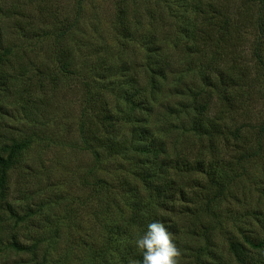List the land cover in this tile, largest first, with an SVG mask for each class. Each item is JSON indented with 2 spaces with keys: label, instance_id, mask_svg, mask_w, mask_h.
Listing matches in <instances>:
<instances>
[{
  "label": "rangeland",
  "instance_id": "1",
  "mask_svg": "<svg viewBox=\"0 0 264 264\" xmlns=\"http://www.w3.org/2000/svg\"><path fill=\"white\" fill-rule=\"evenodd\" d=\"M201 1L252 18L240 55L196 50L200 0H0V264H142L154 220L180 264H264V1Z\"/></svg>",
  "mask_w": 264,
  "mask_h": 264
},
{
  "label": "trees",
  "instance_id": "2",
  "mask_svg": "<svg viewBox=\"0 0 264 264\" xmlns=\"http://www.w3.org/2000/svg\"><path fill=\"white\" fill-rule=\"evenodd\" d=\"M264 0H260L261 3H263ZM255 0H244L243 5L246 11H250L253 7V3ZM195 10L199 15H201V23L199 22L197 24L196 32L192 33L194 34V40H195V48L198 52H203L204 50H211L215 51L216 47L219 48L221 45L220 50L231 54V52L239 53L241 50V45L243 44V38L246 37V34L244 33L246 29H249L252 27L254 21L252 18H248L244 21V26H239L238 24L232 20L229 19L230 15L229 12L227 13V9H224L221 6H218L215 8V11L212 13L208 12V7L204 5V3L200 0L199 3H196L194 5ZM216 14L215 16H213ZM258 22V20H257ZM260 26V25H259ZM262 28L261 26L259 27ZM246 40V38H244ZM62 47V46H61ZM236 48V50H235ZM9 50V45L6 48ZM72 49H66L61 48L58 52V59L60 62V65L63 71H71L70 70V60L72 59ZM221 55L218 52V56L215 58V63L218 62V57ZM240 55V53H239ZM237 60V57H236ZM226 61L222 60V63L225 64ZM222 64V65H223ZM161 75L160 77L165 78L166 76V68L163 64H161ZM229 67V64L226 63L224 67H222L221 72L216 69L217 72L211 71L208 77V84L209 85H219L223 84L226 85L227 81L234 82L235 84H239L241 82L237 81L236 78L232 75L227 76L226 72ZM24 71H21L19 75H22ZM70 73V72H69ZM241 79V78H240ZM239 79V80H240ZM217 81V82H216ZM90 101H93L91 98H89ZM204 106L201 107L202 109V117H198L194 122L196 123V128L200 129L201 132L212 135L215 133H220L223 130V122L221 121V118H223L219 112L216 110L212 111L213 108L209 104H202ZM96 106V105H95ZM98 106V105H97ZM211 109H210V107ZM21 145H15V148H21ZM6 164L5 159H3L0 156V167H4ZM134 210H135V216L136 217V211L140 209V206L137 204H134ZM131 237V236H130ZM262 243L258 244V246H261ZM245 248L241 249V246L233 242L232 243V251L237 256V258L241 262H245L246 260V253Z\"/></svg>",
  "mask_w": 264,
  "mask_h": 264
},
{
  "label": "clouds",
  "instance_id": "3",
  "mask_svg": "<svg viewBox=\"0 0 264 264\" xmlns=\"http://www.w3.org/2000/svg\"><path fill=\"white\" fill-rule=\"evenodd\" d=\"M135 247L142 255V264H180V252L169 226L160 220L147 224L135 239Z\"/></svg>",
  "mask_w": 264,
  "mask_h": 264
}]
</instances>
